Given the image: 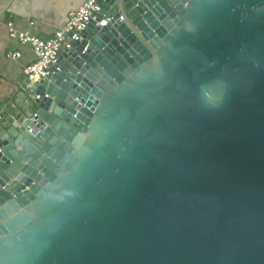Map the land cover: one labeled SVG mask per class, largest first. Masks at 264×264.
<instances>
[{"label": "water", "instance_id": "obj_1", "mask_svg": "<svg viewBox=\"0 0 264 264\" xmlns=\"http://www.w3.org/2000/svg\"><path fill=\"white\" fill-rule=\"evenodd\" d=\"M103 7L0 114V264H264V0Z\"/></svg>", "mask_w": 264, "mask_h": 264}, {"label": "crops", "instance_id": "obj_2", "mask_svg": "<svg viewBox=\"0 0 264 264\" xmlns=\"http://www.w3.org/2000/svg\"><path fill=\"white\" fill-rule=\"evenodd\" d=\"M84 0H0V114H12L28 108L30 92L20 87L25 79L24 68L35 60L29 46L10 37L9 22L19 33L42 38L52 36L68 22L72 12ZM9 52H20L17 60L7 58Z\"/></svg>", "mask_w": 264, "mask_h": 264}, {"label": "built area", "instance_id": "obj_3", "mask_svg": "<svg viewBox=\"0 0 264 264\" xmlns=\"http://www.w3.org/2000/svg\"><path fill=\"white\" fill-rule=\"evenodd\" d=\"M106 1L103 0V3ZM103 3L99 0H84L83 4L70 14L66 25L48 38L19 33L12 27V22H9L10 37L17 39L21 45L29 46L35 55V60L24 68L25 79L20 87L22 92H30L35 83H43L52 70H61L59 63L62 59V51L68 54L83 44L85 52L90 47L89 35L91 33L87 32L90 26L95 24L96 28H104L114 20V10L103 14ZM123 20V16L118 18L119 22H123ZM20 57V52L7 54V58L12 60H17ZM44 97L49 96L45 94ZM35 98L40 100L41 96L36 95ZM37 121L36 115H34L27 127L28 132H33Z\"/></svg>", "mask_w": 264, "mask_h": 264}]
</instances>
